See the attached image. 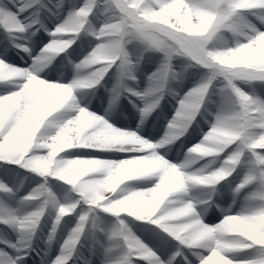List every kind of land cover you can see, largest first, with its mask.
<instances>
[{
  "label": "snow or ice",
  "instance_id": "snow-or-ice-1",
  "mask_svg": "<svg viewBox=\"0 0 264 264\" xmlns=\"http://www.w3.org/2000/svg\"><path fill=\"white\" fill-rule=\"evenodd\" d=\"M0 264H264V0H0Z\"/></svg>",
  "mask_w": 264,
  "mask_h": 264
},
{
  "label": "rangeland",
  "instance_id": "rangeland-1",
  "mask_svg": "<svg viewBox=\"0 0 264 264\" xmlns=\"http://www.w3.org/2000/svg\"><path fill=\"white\" fill-rule=\"evenodd\" d=\"M55 2V0H54ZM154 65L147 68L146 71L150 72L154 70ZM175 104V101H171V97H166V99L164 101H162V107L164 108V111L166 114H171L172 111V107ZM155 115V114H154Z\"/></svg>",
  "mask_w": 264,
  "mask_h": 264
}]
</instances>
